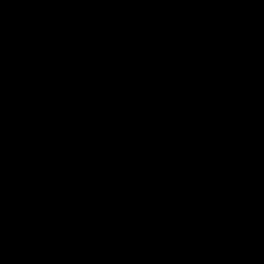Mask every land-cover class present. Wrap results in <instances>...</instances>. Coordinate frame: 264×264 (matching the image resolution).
Wrapping results in <instances>:
<instances>
[{"label": "water", "instance_id": "water-1", "mask_svg": "<svg viewBox=\"0 0 264 264\" xmlns=\"http://www.w3.org/2000/svg\"><path fill=\"white\" fill-rule=\"evenodd\" d=\"M0 264H264V0H0Z\"/></svg>", "mask_w": 264, "mask_h": 264}]
</instances>
